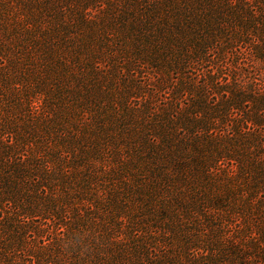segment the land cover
<instances>
[{
  "label": "trees",
  "instance_id": "1",
  "mask_svg": "<svg viewBox=\"0 0 264 264\" xmlns=\"http://www.w3.org/2000/svg\"><path fill=\"white\" fill-rule=\"evenodd\" d=\"M0 264H264V0H0Z\"/></svg>",
  "mask_w": 264,
  "mask_h": 264
},
{
  "label": "rangeland",
  "instance_id": "2",
  "mask_svg": "<svg viewBox=\"0 0 264 264\" xmlns=\"http://www.w3.org/2000/svg\"><path fill=\"white\" fill-rule=\"evenodd\" d=\"M139 103V102H138Z\"/></svg>",
  "mask_w": 264,
  "mask_h": 264
}]
</instances>
